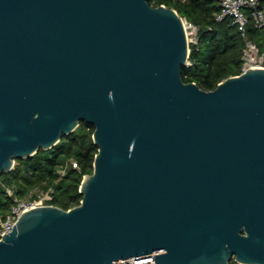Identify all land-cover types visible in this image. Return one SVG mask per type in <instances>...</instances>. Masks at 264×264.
Listing matches in <instances>:
<instances>
[{"label": "water", "instance_id": "obj_1", "mask_svg": "<svg viewBox=\"0 0 264 264\" xmlns=\"http://www.w3.org/2000/svg\"><path fill=\"white\" fill-rule=\"evenodd\" d=\"M185 18L149 0H0V178L82 121L81 203L23 211L0 264H264V67L185 82Z\"/></svg>", "mask_w": 264, "mask_h": 264}, {"label": "trees", "instance_id": "obj_2", "mask_svg": "<svg viewBox=\"0 0 264 264\" xmlns=\"http://www.w3.org/2000/svg\"><path fill=\"white\" fill-rule=\"evenodd\" d=\"M152 6L162 4L175 8L186 20L201 27L200 40L191 45L190 60L185 65L182 77L185 82H196L205 90H213L219 82L232 75L241 73L244 40L232 17L217 21L220 0H149ZM250 37L258 43L264 52V33L253 20L249 24ZM95 127L86 121L70 135H64L61 142L50 150H40L34 156L20 159L23 166H15L10 173H4L0 180L15 186L18 196H24L32 188L45 180L54 182L59 178L57 168L65 157H72L79 170L71 168L58 180L53 203L64 209H70L81 203L83 195L80 186L84 175L93 172L98 146L94 143ZM18 161V160H17ZM14 198L6 194L0 186V215H6Z\"/></svg>", "mask_w": 264, "mask_h": 264}, {"label": "built area", "instance_id": "obj_3", "mask_svg": "<svg viewBox=\"0 0 264 264\" xmlns=\"http://www.w3.org/2000/svg\"><path fill=\"white\" fill-rule=\"evenodd\" d=\"M228 17H232V24L238 26L245 43L242 55L241 73L246 72L251 67H264V52L249 34V24L251 20H253L255 26L264 33V0H220V11L217 13L216 20L223 21ZM185 23L189 36L191 54V45H197L199 43L201 27L186 19ZM190 64H192V61L189 59L187 65ZM73 168L80 169L76 162ZM0 186H3L8 196L14 198L10 211L6 215H0V238L3 236L4 232L8 233L13 230L14 225L17 223V220L24 210L32 208L33 205L51 204L55 198V192L50 188L44 189L38 187L37 189L30 190L24 196H18L17 190L14 187L10 185L6 186L3 183H0ZM152 255L155 254L140 255L116 262L115 264H144L143 258ZM232 264L240 263L234 262Z\"/></svg>", "mask_w": 264, "mask_h": 264}, {"label": "rangeland", "instance_id": "obj_4", "mask_svg": "<svg viewBox=\"0 0 264 264\" xmlns=\"http://www.w3.org/2000/svg\"><path fill=\"white\" fill-rule=\"evenodd\" d=\"M76 162L75 159H73L72 157H65L63 158V160L61 161V165L57 168V173L59 174V178L56 179L54 182H52L51 180H45L42 182V184H40L38 187L41 188H46V189H52L53 192H55L56 195V187L55 185L57 184L58 180H60V178H62L63 176H65L68 171L73 167L74 163ZM24 163H21L20 159H18V161H16L15 166H23ZM0 183L5 184L6 186H9L6 182H4V180L2 179V181L0 180ZM16 189L15 186H12ZM38 187L32 188L31 190L37 189ZM234 263V261H233Z\"/></svg>", "mask_w": 264, "mask_h": 264}]
</instances>
